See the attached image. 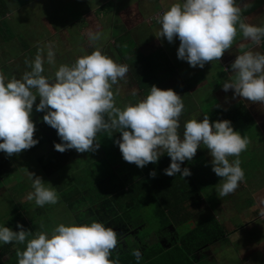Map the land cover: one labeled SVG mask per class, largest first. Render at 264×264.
Listing matches in <instances>:
<instances>
[{
    "label": "clouds",
    "instance_id": "obj_1",
    "mask_svg": "<svg viewBox=\"0 0 264 264\" xmlns=\"http://www.w3.org/2000/svg\"><path fill=\"white\" fill-rule=\"evenodd\" d=\"M241 12L237 0H176L157 15L159 31L155 35L168 42L178 39L177 57L190 67L203 68L206 62L220 60L233 45L238 30L252 46L264 43V25L245 22ZM101 35L99 29L87 32L91 42ZM45 59L55 63L50 46L46 57L38 53L26 61L30 70L20 78L5 81L0 75V151L6 155L18 154L38 143L31 115L39 96L35 110H43L42 120L56 129L62 142L54 143V148L60 152L73 148L77 152L95 150L99 147L96 134L114 129L121 133L114 143L122 158L137 167L156 162L167 153L171 160L164 173L185 177L191 171L181 168V162L191 161L203 145L212 158V171L222 180L216 189L218 197L233 192L243 180L238 157L249 140L233 128L229 119L210 121L207 115L191 118L184 122L181 135L179 118L184 103L174 89L153 84L142 99L121 108L116 105L113 85L126 76V64L117 63L95 48L70 64H60L50 81L42 74ZM227 69L234 78L222 83L224 91L232 89L234 96L264 104V52L249 47L237 54ZM131 95H136L135 89ZM229 157L236 159L230 162ZM149 174L156 173L151 170ZM26 177L32 190L25 199L39 207L58 202L56 188L46 186L40 175L27 169ZM16 228L0 224V243L24 245L16 249L17 264H118L109 259L118 234L102 221L61 222L50 231L35 233L17 221ZM132 255L141 260L139 249H134Z\"/></svg>",
    "mask_w": 264,
    "mask_h": 264
},
{
    "label": "crops",
    "instance_id": "obj_2",
    "mask_svg": "<svg viewBox=\"0 0 264 264\" xmlns=\"http://www.w3.org/2000/svg\"><path fill=\"white\" fill-rule=\"evenodd\" d=\"M135 1L137 3L140 2L141 6L134 11L127 12L124 8L128 0H0V20L6 22L8 27H6L5 30H10L13 33V36H9L7 39H3L0 36V55L3 56V58H0V75L4 77L5 81L13 77L20 78L25 71L30 70L26 61L33 60L38 53L42 57H46L47 50L50 46L55 53V63L49 64L45 59L44 71L42 74L52 81L55 78L54 73L60 64H70L78 56L90 53L93 49L99 48L103 54L109 56L117 63L126 64L128 67L126 76L123 78L128 86L123 90L122 86L125 85L124 83L117 84L115 88H113L115 94L118 90V95L116 94L118 100H115L116 104L120 103V105H125L129 102L134 103L142 99L143 97H141L140 94L143 96L148 94L152 84L155 83L157 87L165 85L163 89L172 88L180 94V90L177 89L181 86L178 83H174V80H178L181 76H184V79L187 80H196L195 76L203 72L204 68L190 67L188 62H180L181 60H179L176 55L179 40L174 39L173 42L167 43V40L163 41L164 37H156L155 34L159 31V24L156 18L151 16V12L154 8H161V13L171 3L176 2V0H155L154 8L151 11V2L154 0ZM78 4L82 6V9L79 11L80 14H76L75 16L73 12L77 9L74 8L78 6ZM4 5L8 8L7 12H3ZM89 6H91V8L94 6L92 11ZM83 9L87 12L91 11L89 13L92 23L91 30L99 29L102 33L101 38L95 42H91L87 37V32L83 30L87 28L88 22H90L87 16H84L85 13H83ZM79 22H82V24H78ZM0 27L3 28L2 25ZM77 35H80L79 39ZM77 45L80 47L77 48ZM10 47L17 48V58L20 59V61L18 60L19 65L17 70L12 63V67L8 66L9 63L6 61L10 55ZM159 50V54L151 56V58L148 59L149 55ZM165 57H167V60ZM167 62L170 67H167ZM151 63H157V65L153 68ZM171 70L173 73H171ZM219 71L220 70H217V73ZM163 73H168V76L164 77V79H160V83H157L156 79L162 76ZM7 74L8 76H6ZM232 78H234V74L229 73V76L225 80ZM123 79L119 81H124ZM199 82L200 80L196 82L195 86L192 84V89L198 87L200 85ZM131 84H134L136 87ZM129 86L135 89L137 95H131V90L133 89L128 90ZM137 97H139V99ZM236 98L237 95H232L233 101ZM37 99L33 104V108H35L36 103L39 102V96H37ZM240 99L245 101L244 103L253 118L249 123L245 121L241 123L239 120L232 123V126L239 127L238 131L242 135L247 136L249 140L246 150L242 151L241 154L247 151V153H258L261 157H264L263 150H259V145H263L264 142V137L262 136L263 129L259 126L264 121V119H261V116H263L262 108H264V104H256L260 105V107L254 114L249 108L252 106L253 102L242 97H240ZM221 108L226 109L223 106H221ZM183 110L188 111L185 103ZM43 113V110L40 112L35 111V115H41ZM43 122V120L40 122V126H42ZM183 125L184 121L180 120V126ZM38 138V143L32 146L31 149H36L44 144L49 146L50 142L41 140L40 137ZM254 138L260 139L255 141ZM95 141L97 142L96 139ZM26 152L27 149L21 151L17 154V157H23ZM49 154L44 158L45 161L51 158ZM56 154H58L60 159L55 156L51 160L55 162L58 159L60 161L65 160L61 158L62 152H56ZM70 154H72L69 155L70 159L65 156V158H67L66 160L69 161H66L60 167L58 166L51 174H47L42 167L40 158L43 156L39 158V166L51 179L56 178L60 172L64 170L67 171L74 166L82 169L88 175H91V173H94L92 167L104 162V166L102 167L103 171L101 172V174L103 173L102 176L108 175L124 178L125 175H132L130 173L133 170L127 169L123 165V163L125 164V160L122 157L118 158L119 163L112 164L107 162L104 159V152L100 146L88 152H77L74 149ZM241 157L242 155L240 158ZM0 161L2 162L1 172L5 174L4 176H0L1 193L5 186H10L8 185V179L12 175L10 172L13 168L10 167V164L4 163L1 156ZM54 166H56L55 163ZM128 167L131 166L129 165ZM262 167L263 165L261 164V169ZM258 172L259 170L255 171V169L248 171L246 175L247 178H243V180L239 182L245 186L241 189H243V196L250 198L251 202L249 205L242 197H236L234 199V206L230 204L232 197H229V201H224L225 205L229 204L232 208H238L236 214L242 220L241 224H235V220L232 219H228L224 222V220L215 215L223 225L225 233L219 239L210 242L207 248L200 251L191 252L174 248L173 242H178L179 235H175L174 232H171L173 223L167 222L165 223L166 227H163L162 225L165 218H156V224L147 220L144 209L149 206L148 203L141 204L140 202L139 205L141 207H146L138 212L137 209L133 210V217L130 220L132 224H127L126 222L124 224L122 222H112L111 220L107 221L109 217L106 218L102 208H100L104 201L109 200L112 202L114 204V209L118 210V216L126 217L121 214V210L127 205H130L131 208L138 206L135 197L137 194H139V196L142 194V192L137 193L135 191L131 193L130 182L125 183L123 187L117 186L116 183H119V178L115 180L116 183L112 182L106 186L102 185L103 189L101 192L95 189L90 193L86 188H84V190L75 188V191H77V201L81 204L90 206L92 210V217L90 219L75 213V203L73 201L68 203L63 193H61L63 200L62 204L58 203L52 206L60 210L64 208L69 216L71 214L73 216L72 219H60V223H69L73 221L77 223H90L93 220H99L112 226L118 234L117 246L111 250L114 252L112 260L118 261V264H121L119 258H121L124 251L130 254V258L127 259V263L125 262V264H264V218H261L263 221H260L261 219L259 218L264 214V181L260 184L253 181V176H258ZM20 178L21 183L26 184V177L20 176ZM71 187L72 186L69 188ZM27 190L26 188L21 191V197ZM102 192H107L109 194L105 197L101 194ZM85 193H88L86 196L87 201L86 203H82L86 200L84 197ZM118 194L121 196L116 201L113 198L117 197ZM25 202L26 201L22 199L15 205L13 210L15 215L13 217L8 220L0 217V224H6L12 227L13 230H17L16 222L19 221L25 229L35 233L37 231H50L59 223L55 221L54 226H51L48 223L42 224L40 221L43 220L38 221L39 216L45 212V209H50V207L47 206L48 204L39 207L35 205V203L28 206ZM251 206L254 210L257 212L260 211L261 213L256 219L249 220V211L247 209ZM152 212L155 216L154 208ZM112 217L113 216H111V218ZM133 221L138 224H134L135 222ZM149 223L153 224L154 228L156 227V231L153 233L150 232L149 234L145 231V234L141 235V228H143L145 224L148 226ZM192 223L195 225L198 223V220L193 219ZM114 224H119L121 227L118 225L115 226ZM126 224L127 226L125 227L127 229H123V225ZM133 224L138 227H130ZM41 225H43V228H41ZM227 226H232L230 231ZM170 235H173V237H170ZM2 244L6 243H0V251L2 250ZM23 247L24 245L11 242V247L1 257V261L3 260V262L0 261V264H17L16 249H22ZM134 249L140 250L141 260L137 261L136 258H133L132 251Z\"/></svg>",
    "mask_w": 264,
    "mask_h": 264
},
{
    "label": "rangeland",
    "instance_id": "obj_3",
    "mask_svg": "<svg viewBox=\"0 0 264 264\" xmlns=\"http://www.w3.org/2000/svg\"><path fill=\"white\" fill-rule=\"evenodd\" d=\"M237 2L242 9L241 18L245 22L256 24V25L264 24V0H237ZM154 5H155V0L151 2L150 11L154 8ZM140 6H141L140 2L137 3L135 0H128V3H126V7L124 9L127 12H131V11L136 10ZM142 7H143V4H142ZM89 8H91V6H89ZM93 8L94 6L90 10L92 11ZM74 9H77L76 11L74 10L73 12L74 15L76 16V14H80L79 11H81L82 6L78 4V6H76ZM83 10H84L83 13H85L84 16L85 17L87 16V18L90 21L88 22L87 28L86 29L84 28L83 30L88 32L92 26L91 16L89 14L91 11L87 12L85 9ZM160 11H161V8H157V7L154 8L151 12V16L152 17L154 16V18H156L157 15L160 13ZM78 24L81 25L82 22H79ZM121 27H124V26H121ZM0 36L3 39H5L2 33H0ZM77 36L79 39L80 35H77ZM165 40L166 38L163 39V41ZM245 41L247 43H245ZM242 44L245 45L244 48L240 47V45ZM79 47L80 46L77 45V48ZM249 47H252L254 51L264 52L261 48L262 43L257 46H252L248 40L242 37V35L240 34L238 30L237 36L235 37L233 41V45L230 46L229 49L225 50L224 55L220 58V60H213V61L206 62L203 67L204 68L203 72L195 76L196 80H193V79L187 80V79H184V76L179 77L180 78V79L178 78L179 81L174 80V83L176 84L178 83L181 86L177 90H180L181 99L184 100V103L186 104V109H188V111L183 110L179 120H183L185 122L187 119H191V118L202 119L204 115L208 116V114H210V112L213 111L215 108H218L221 106L228 108V106L230 105L232 106L234 102L238 100H243V99H240L239 95H237V98L233 101L232 99L233 90L229 89L228 91H224L222 88V83L229 76V73L233 74L230 70L227 69V67L235 59L237 54L245 50H248ZM9 50H10V55L6 61H8L9 63L8 66L12 67V64H13L17 70L19 61H20V59L17 58L18 56L17 48L10 47ZM74 50H77V49L75 48ZM0 58H3V56L0 55ZM165 59L167 60V57H165ZM179 60H181L180 62L182 61L187 62L182 59H179ZM167 67H170L168 62H167ZM217 70H220V71L217 73ZM223 71L228 72V75H226V78L225 76L223 77L221 76V74H219L220 72H223ZM6 76H8V74ZM167 76H168V73L167 74L163 73L162 76L156 79V82L160 83L159 80L164 79V77H167ZM198 80H200L199 82L200 85L198 86L199 88L195 87L194 89H192L193 88L192 84H194L195 86ZM124 81H118L117 83V84L125 83V85L122 86L123 90L128 86L126 81L125 82ZM117 84L113 85V88H115ZM131 85L136 87L134 84H131ZM132 86H129L128 90L133 89ZM163 86L165 85H162L160 88H163ZM116 94L118 95V91ZM116 94L114 93V99L118 100ZM136 95H137V92H136ZM140 96L144 97L141 94ZM137 98L139 99V97ZM256 104H260V102H253L252 106L249 107L252 113L254 114L260 107V105H256ZM116 105L121 108L122 106H124L122 104L120 105V103ZM35 111H36L35 108H33L31 119L34 121V124H35L34 137L38 138L41 132L43 131L42 126H40V122L42 121V117L44 113L41 115H35ZM262 112H263V116H261V119H264V108H262ZM185 115L187 119L185 118ZM239 121L241 123L243 122L242 119H240ZM259 126L260 128L263 129L262 136L264 137V121ZM233 128L235 130H239V127L233 126ZM178 132L182 135L183 126L179 127ZM259 139L260 138H254L255 141H258ZM201 146L204 149L205 154H204V158L200 161V167L202 168V170H201V178L200 177L199 178L205 184L203 185V189L201 190L203 194V199L200 201H190V202H193V204L191 205V209H190L192 214L194 213L193 219L198 220V223L209 222L210 218L216 215L218 218L224 220V222L227 221L228 219H232V220H235V224L240 225L242 220L236 214L238 208L237 207L232 208L231 205L234 206V199L236 197H239V198L242 197L244 201L247 202L248 205L251 202L249 197L243 196L244 195L242 192L243 189L241 188L244 185L239 183L238 188H236L233 192L229 193L226 196L218 197V192L216 191V189L219 186V184L222 182V180H221V177H218L212 171V166H211L212 158L209 155L208 149L206 147H203V145ZM259 146H260L259 150L262 149L264 152V142H263V145L260 144ZM31 148L32 147L27 149V152L23 157H17V154H12L11 156H8L3 151H0V156H1V159L4 160V163L10 164V167L13 168L10 172V174L12 175L8 179V185L10 186L3 185L5 186L4 190L0 193V217L6 218V220H8L9 218L15 215V212L13 211L14 207L22 199L26 201L25 204H27L28 206H31L30 204L34 203V201H29L25 199L27 192L32 190L31 183L26 177L27 169L29 171L34 172L37 175H40L42 179L44 180V183L46 186L55 187L57 190V193L59 196L58 202L56 204H48L47 206H49L50 209H45V212H43L42 215H40L38 218V221L43 220V221H40L42 224L48 223L51 226H54L55 221L60 223L61 221L60 219H68V218L72 219L73 218L72 214L69 216L64 208L60 210L59 208L52 206V205H57L58 203L62 204L63 200H62L61 193L65 195V199L68 201V203L71 201L75 203V206H74L75 213L81 214L84 217L90 219L92 217L91 216L92 210L90 206L81 204L77 201V198H76L77 191H75V188L76 189L80 188L81 190H84V188H86L87 190H89L90 193H92V191H94L95 189H98L101 192V190L103 189L102 185L106 186L112 182L116 183L115 180L119 178L117 176H108V175L102 176L103 173L101 174V172L103 171L102 167L104 166V163H105L104 162V163H99L95 167H92L94 170V173H91V175H88L82 169H79L78 167L74 166L68 169L67 171L64 170L60 172L56 178L51 179L48 177L49 175H46L45 172L41 170L39 166V158L41 156H45V155L47 156L51 151H55V150L52 148L51 145L47 146L45 144L37 147L36 149H31ZM253 154L247 153V151L244 152V154L240 153L238 157L240 160V167L244 171V179L247 178L246 175L248 171H252L253 169H255V171L259 170L258 172L259 175L253 176V181L260 184L261 182L264 181V160H263L264 157H261L258 153H253ZM241 155L242 157L240 158ZM234 159H236V157H229L230 162ZM261 164L263 165L262 169H261ZM20 176L26 177V184L21 183ZM127 180L128 179L124 176V178H119V183H116V184L117 186H123V184L126 183ZM70 186L72 187L69 188ZM26 188L28 190L21 197L20 195L21 191L25 190ZM87 195L88 193L87 194L85 193L84 197L86 198ZM229 197H232V200L230 203L231 205L229 204L225 205L224 201H229L230 200ZM86 201H87V198L82 203H86ZM147 201H148L147 194L142 193L140 195L141 204H146ZM213 205H216V206H213ZM153 208H154L153 205H149L144 209V212L146 215V219L156 224L157 223L156 217L153 215V212H152ZM189 208H190V205H189ZM247 210L249 211L248 212L249 220L256 219L257 217L260 216L261 212L260 211L257 212L256 210L252 208V206L249 207ZM259 218L260 219L264 218V214L260 216ZM193 219L183 224L182 226L174 227L173 225L171 232H174L175 235L180 234V236H182L186 231H188L192 226H194L192 223ZM260 221H263V220L261 219ZM227 227H228V230L230 231L232 226L230 227L227 226ZM141 229H142L140 231L141 235H144L145 231L147 232V234H149L150 232L153 233L156 231V227L154 228L153 224L151 223H149L148 226H146L145 224L144 227ZM170 237H173V235H170Z\"/></svg>",
    "mask_w": 264,
    "mask_h": 264
},
{
    "label": "trees",
    "instance_id": "obj_4",
    "mask_svg": "<svg viewBox=\"0 0 264 264\" xmlns=\"http://www.w3.org/2000/svg\"><path fill=\"white\" fill-rule=\"evenodd\" d=\"M8 8L6 5H4L3 12H7ZM5 14V13H4ZM3 14V15H4ZM3 26V28L0 27V33L4 35V38L7 39L9 36H13V33L9 30H5L6 22L4 20H0V26ZM264 25V24H263ZM245 43H247L245 41ZM262 50L264 51V43H262ZM160 53V50L156 53H152L149 55L148 59L151 58V56H155ZM146 57V56H145ZM152 67L154 68L157 63H151ZM175 70V69H173ZM171 73L172 70H171ZM221 76L228 75L226 71L220 72ZM208 117L210 121L217 120V119H229L231 123H234L240 119L245 121L246 123H249L253 120L251 113L249 112L246 104L243 100H239L235 102L231 107H228L226 109L218 107L215 108L213 111L208 114ZM185 118L187 119L186 115ZM188 120V119H187ZM43 131L40 134L41 140H47L50 142L49 145L52 146V148L55 150V152L51 151L48 161H45L43 156L40 158V162H42V167L44 171L47 174H51L57 169V167L62 166L63 163H65L68 157L70 159L69 155L73 149H66L62 152L61 158L65 159L64 161H60L58 154L56 152H60L54 148V143L62 142L60 140V137L57 135L56 129L52 128L45 122L42 124ZM116 131V130H115ZM112 130H101L99 131L95 139L97 140V143H99V146L102 148L104 152V159L109 163H119L118 158L122 157L121 152L119 150V147L117 144L114 143V140L119 138L121 133L115 132ZM204 149L202 146L197 149L195 156L191 161L185 160L181 162V168L188 167L191 171V175L188 176H181L179 173L175 174V176H169L164 173V169L170 164L171 158L167 155V153H163L160 155L156 162H149L146 164L143 168L137 167L135 163H129L125 161V164L123 165L127 169H132L133 171L130 173L131 176L125 175V177L128 179L126 183H131L130 191L133 193L134 191L137 193H146L148 196V205H153L154 207V214L156 218H165L163 221V227H166L167 222L173 223L174 227L182 226L183 224L187 223L188 221H191L194 217V213L190 212L191 205L193 202L190 201H200L203 199V194L201 190L203 189V185L205 184L201 178V170L202 168L199 166V162L204 158ZM57 156L59 158L58 160L53 161L51 160L53 157ZM54 163L56 166H54ZM1 162H0V176H4L5 174L1 172ZM197 164V165H196ZM131 167H128V166ZM136 170H135V169ZM200 169V173H199ZM155 171V176L150 175V171ZM199 173V174H198ZM200 177V178H199ZM125 184V183H124ZM123 184V185H124ZM123 187V186H122ZM245 187V186H244ZM126 193V192H124ZM103 196H107L109 193L102 192ZM130 194V192H129ZM121 195L118 194L117 197L113 198L117 201V199ZM135 200L138 204V206L131 208L130 205H127L124 209H122V215L118 216V210L114 209V204L110 202L109 200H106L103 202V204L100 206L102 208V211L106 215L107 221L111 220L112 222H122L123 224L126 222L127 224H132L130 222L131 218L133 217V210L137 209L138 211L143 210L146 206H140V196L139 194L136 195ZM190 208H189V205ZM188 205V206H186ZM195 207V206H194ZM111 216H113L111 218ZM138 221V220H137ZM135 222V221H133ZM123 225V229H127ZM138 224V223H134ZM131 225L130 227H138L136 225ZM115 226H120L119 224H114ZM121 227V226H120ZM225 233L224 227L219 222L217 217L214 215V217H211L209 222H200L192 226L188 231H186L182 236L179 234V240L178 242H173L174 248H178L180 250L185 251H200L204 248L208 247V244L210 242H214L216 239H219L223 236ZM2 250L0 251V261L1 257L10 249L11 242L2 244ZM114 255V252L111 251L110 259L112 260ZM130 258V254L128 252L124 251L121 258V264L127 263V259ZM133 258H135L133 256ZM3 262V260L1 261Z\"/></svg>",
    "mask_w": 264,
    "mask_h": 264
}]
</instances>
